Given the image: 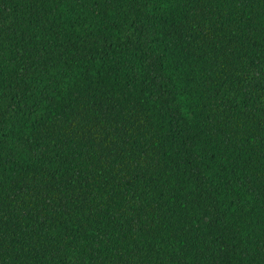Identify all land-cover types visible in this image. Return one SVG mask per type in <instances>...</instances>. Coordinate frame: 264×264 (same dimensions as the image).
Masks as SVG:
<instances>
[{
  "label": "trees",
  "instance_id": "16d2710c",
  "mask_svg": "<svg viewBox=\"0 0 264 264\" xmlns=\"http://www.w3.org/2000/svg\"><path fill=\"white\" fill-rule=\"evenodd\" d=\"M0 264H264V0H0Z\"/></svg>",
  "mask_w": 264,
  "mask_h": 264
}]
</instances>
